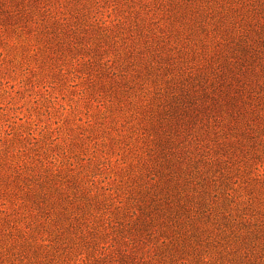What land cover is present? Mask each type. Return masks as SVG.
Masks as SVG:
<instances>
[{
  "label": "trees",
  "instance_id": "trees-1",
  "mask_svg": "<svg viewBox=\"0 0 264 264\" xmlns=\"http://www.w3.org/2000/svg\"><path fill=\"white\" fill-rule=\"evenodd\" d=\"M13 37L83 68L141 143L121 188L14 167L37 264H264V0H0Z\"/></svg>",
  "mask_w": 264,
  "mask_h": 264
},
{
  "label": "rangeland",
  "instance_id": "rangeland-1",
  "mask_svg": "<svg viewBox=\"0 0 264 264\" xmlns=\"http://www.w3.org/2000/svg\"><path fill=\"white\" fill-rule=\"evenodd\" d=\"M97 89L74 62L51 60L14 37L0 45V264H37L17 204L15 166L27 173L97 166L105 184L116 179L114 186L126 187L141 143L132 136V117Z\"/></svg>",
  "mask_w": 264,
  "mask_h": 264
}]
</instances>
